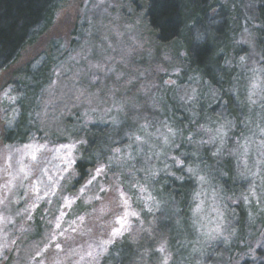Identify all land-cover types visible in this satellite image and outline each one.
Wrapping results in <instances>:
<instances>
[{
  "label": "rangeland",
  "instance_id": "1",
  "mask_svg": "<svg viewBox=\"0 0 264 264\" xmlns=\"http://www.w3.org/2000/svg\"><path fill=\"white\" fill-rule=\"evenodd\" d=\"M129 1L67 0L47 33L34 46L27 47L16 64L0 75V263L7 253L13 257L18 255L21 238L34 231L36 221L44 232L41 244L29 258L31 264H99L114 243L125 237L138 241L142 232L150 233L155 225V215L161 207L150 183L159 175L170 174L172 167L179 165L173 157L179 141L173 126L162 115L154 113H161L167 87H172L174 101L189 111L194 109L192 102L199 98L208 109L210 99L204 82L195 95L188 88L175 86L179 62L173 60L168 49L155 51L139 18L142 9L136 7L134 13ZM221 3L229 11L233 7L241 10L243 15L242 19V15L238 17L232 10L233 18L241 21L238 24L234 20V27L239 31L229 48L228 63L236 66L242 76L243 84L232 91L242 96L240 101L247 107L238 103L233 107L223 104L212 121L214 124H202L199 128L197 143L210 149L212 160L203 167H186L185 171L195 178L191 222L196 230L195 247H202L205 255L196 254L187 264H234L223 251L236 238L243 260L263 264L264 46L258 49L255 43L256 30L261 25L247 13L252 1L234 0L229 4L221 0ZM216 13L215 9L210 15ZM216 28L219 36L222 35L219 26ZM72 32L76 33L75 46L70 49ZM215 35L211 34L214 40ZM202 38L200 33L194 36L199 43ZM50 41L59 42L64 53L69 54L56 73L69 74L79 86L78 99L83 101L82 110L85 109L88 120L119 119L122 125L128 120L138 131L125 134L127 144L120 150L117 161L95 165L89 170L88 179L76 190L68 188L71 179L76 177L75 143L41 136L21 146H6L1 137L3 126L10 124L15 116L13 108L9 112L2 109L3 105L14 104L10 88L4 86L14 70L46 50ZM218 75H215L217 79ZM253 80L257 82L256 88L251 87ZM57 90L61 88L53 85L44 92L41 112L51 106ZM149 111L152 119L148 121ZM54 130L59 131L48 126L45 133L49 135ZM191 138L188 136L185 140ZM197 143L193 145L194 151L199 148ZM225 158L231 159L233 179L241 185L236 193H224L230 185H222L225 173L217 161L220 164ZM101 166L104 171L97 174L96 169ZM200 176L204 177L203 181L198 180ZM197 197L204 201V207L194 216ZM126 214L123 234L113 238V229L121 227L116 220ZM204 214L215 222H222L219 233L208 232L200 226L199 217ZM239 219L244 221L242 236H237ZM112 239L114 243H105ZM154 245L150 262L142 264H165V259L170 264L172 254L166 237L160 236ZM162 245L163 251H160ZM217 246L222 248L220 252L214 251ZM149 253L144 252V259Z\"/></svg>",
  "mask_w": 264,
  "mask_h": 264
},
{
  "label": "trees",
  "instance_id": "2",
  "mask_svg": "<svg viewBox=\"0 0 264 264\" xmlns=\"http://www.w3.org/2000/svg\"><path fill=\"white\" fill-rule=\"evenodd\" d=\"M66 1L0 0V75L16 64L27 47L34 46L47 33L54 24L56 13ZM225 1L234 3V0ZM250 1L253 4L249 8L251 12L247 13L251 18L253 15L254 21L261 25V29L256 30L255 41L259 49L264 46V0ZM129 3L134 13L142 9L139 18L145 25L155 51L168 49L173 60L179 62L180 72L175 86L188 88L195 95L204 82V88L209 92L210 101L207 103L210 106L205 109V101L199 98L192 102L194 109L189 111L188 107L174 101V91L172 87H167L163 93L161 113L154 114L162 115L177 134L179 144L173 157L177 158L179 165L173 166L170 174L159 175L150 183L161 207L155 215V225L150 228V233L142 232L138 241L125 237L114 243L99 264L149 263L154 244L160 236L167 239L172 254L170 264H187L191 262L192 256L205 255L202 247H195L196 230L191 222L195 178L185 171L186 167H203L212 160L210 149L197 143L201 134L199 128L202 124H214L212 121L216 119L218 108L223 104L233 107L238 103L247 107L240 101L242 96L232 91L235 87L239 89L240 83L243 84L242 76H239L236 66L232 67L228 63L229 48L231 44L234 45L239 31L234 25L240 24L243 15L241 10L236 11L234 7L229 11L221 0H130ZM215 9L216 15L211 16L210 13ZM232 10L238 17L242 15L241 18L234 19L232 14L235 13ZM217 26L222 34L220 36ZM197 33L203 35L200 43L194 39ZM214 33L215 40L211 37ZM75 34L72 32L70 49L75 46ZM67 56L69 54L64 53L59 42L50 41L46 50L11 73L4 87L10 88L14 104H7L8 107L3 105L2 109L9 112L13 108L15 116L10 124L3 126L1 137L6 146H21L29 139L41 136L75 143L78 158L73 169L76 177L71 179L68 188L76 190L88 179L89 170L95 165L117 161L120 150L127 144L125 134H137L138 131L128 120L123 125L119 119L88 120L84 115L85 109L82 110L83 101L78 99L79 86L69 74L61 76L56 73L57 67ZM216 74H219L220 80L215 77ZM158 82L162 83L161 78ZM53 85L56 89L61 88V91L57 90L51 106L41 112L44 92ZM146 118L152 119L150 111ZM48 126L59 131L54 130L47 135L45 131ZM188 136L192 138L186 141L185 137ZM194 143L199 147L197 151L193 149ZM217 164L225 173L222 185H230L224 193H236L241 185L233 179L231 159L225 158L220 164L217 161ZM36 223L34 231L21 238L18 255L13 257L7 253L4 262L0 264H31L29 258L33 257V250L41 244L44 232L39 221ZM243 225L244 221L239 219L237 236L243 235ZM237 244L236 238L226 245L223 254L226 258H232L234 264H251L249 260H243L244 256L239 252ZM221 249L217 246L214 251L220 252ZM144 252H150L147 259H144Z\"/></svg>",
  "mask_w": 264,
  "mask_h": 264
},
{
  "label": "clouds",
  "instance_id": "3",
  "mask_svg": "<svg viewBox=\"0 0 264 264\" xmlns=\"http://www.w3.org/2000/svg\"><path fill=\"white\" fill-rule=\"evenodd\" d=\"M251 87L252 88L257 87V82L255 80H253V82L251 83ZM198 180L203 181L204 177L200 176V177H198ZM197 199H198V197H197ZM203 207H204V201L198 199V202L196 203V205L193 209V215L195 216V215L201 213L203 211ZM198 223L200 224L201 227H203L208 232L219 233L220 232V223H222V222H215V221L209 219L208 215L204 214V215H200Z\"/></svg>",
  "mask_w": 264,
  "mask_h": 264
},
{
  "label": "snow or ice",
  "instance_id": "4",
  "mask_svg": "<svg viewBox=\"0 0 264 264\" xmlns=\"http://www.w3.org/2000/svg\"><path fill=\"white\" fill-rule=\"evenodd\" d=\"M244 58L243 57H241V60H243ZM193 91H195V90H193ZM137 139L139 140V137H137ZM117 151H119V149H117ZM104 171V166H101V167H98L97 169H96V173L97 174H100V173H102ZM189 171H192L191 169H189ZM96 179V176H93L92 177V180H95ZM92 180H89V184H91L92 183ZM245 199H247V197L245 198ZM151 209H149V211H150ZM133 215H136L135 213H133ZM126 216H127V214L124 216V217H120V218H118L117 220H116V223L117 224H120V228L119 229H113V231H112V233H111V236L113 237V238H115V237H118V236H120V235H122L123 234V231L125 230V225H126ZM57 227H59V225H57ZM106 244H111V243H114V239H112V240H109V241H106L105 242ZM57 247H59V245H57ZM160 251H163V245L161 246V249H159ZM165 264H167V259H165Z\"/></svg>",
  "mask_w": 264,
  "mask_h": 264
}]
</instances>
